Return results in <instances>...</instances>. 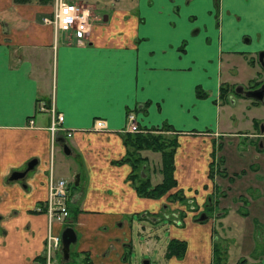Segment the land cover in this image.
Returning <instances> with one entry per match:
<instances>
[{
	"label": "crops",
	"instance_id": "crops-1",
	"mask_svg": "<svg viewBox=\"0 0 264 264\" xmlns=\"http://www.w3.org/2000/svg\"><path fill=\"white\" fill-rule=\"evenodd\" d=\"M154 1L136 0L112 32L118 6L91 11L86 38L77 41L42 23L51 2L0 0V264L42 259L41 204L49 172L67 181L68 222L75 231L66 257L60 254L52 264H69L74 255L80 256L77 264H129L133 212L142 231L148 222L162 223L167 241H184L179 256L166 255L164 248L165 264L227 262L230 239L216 236L196 217L199 212L222 231L233 215L241 216L245 225L238 231L245 228L247 238L232 261L264 264V122L258 128L252 116L246 131H233L226 103L238 85L230 75L231 58L254 64L256 50L264 47V0ZM128 111L138 127L168 124L171 129L161 132L177 137L175 184L160 196L138 194V179L129 178L130 149L122 141ZM56 112L62 118L51 132ZM94 118H102L105 127L94 130ZM221 135L247 136L252 143L245 153L259 160L258 167L229 168L237 158L229 143L222 144L225 153L219 150ZM58 137L69 148L65 154L78 162V172L69 176L52 161L62 157ZM140 151L141 176L159 182V152ZM23 169L20 176L10 175ZM175 191L182 198L167 197ZM60 228L52 223L54 231Z\"/></svg>",
	"mask_w": 264,
	"mask_h": 264
},
{
	"label": "rangeland",
	"instance_id": "rangeland-1",
	"mask_svg": "<svg viewBox=\"0 0 264 264\" xmlns=\"http://www.w3.org/2000/svg\"><path fill=\"white\" fill-rule=\"evenodd\" d=\"M84 1L92 6V11L94 13L95 12H99V13L107 12L113 7H115L116 5L118 6L117 9L119 11L114 16V21L112 22V28L110 29V32H112L114 28L116 27V24L119 18L120 17L128 18V15L131 14L132 10L135 9V6H136V0H116L115 4H113L115 0H84ZM154 3L155 1L152 0V4ZM127 10L130 11L129 14L123 15L121 13L122 11L126 12ZM231 61L233 62L234 68H235V69L233 68L232 71L235 70V72H233V74H230V75H232V77L236 80L235 83L237 84L243 83V85H251L250 87H252L253 86L252 84L254 83H252L251 80H249L250 81L249 82L248 78L250 77L253 80L258 77L257 71H259L260 69V64L258 62H254V64L250 62L251 64L250 65L249 62H246L240 56L232 57ZM232 89H233V92L232 93L230 92V93H231V96L233 97V101L230 102L231 100H226V103L228 105L229 117L231 118V125H232L231 129H233V131H237V130L246 131V129L249 128L248 120L252 116H255L258 118L259 124L257 126L258 128H260V126L262 125V122H264V105L257 104L253 106L252 104H250L248 98H246L245 96L239 98V96L236 95L235 91L237 90L235 89V85L232 86ZM167 136L170 138L174 137L175 138L174 140L176 141V144H177V137L175 135H173L172 133L171 134L167 133ZM217 139L219 140L221 146L222 144L229 143L228 147L230 148L234 147V151L232 153L235 154L237 159L231 160V161H234V163L232 165H229V168L240 171L239 167L246 166L244 170L246 169L248 170V169H252L254 164H256L255 166L260 164L259 160H253L250 154L245 153L244 148H247V146L252 143V142L251 143L248 142L247 136L239 135L234 138H229L227 136L221 135ZM226 139H229L230 142L229 140H226ZM256 144L258 145V142ZM221 146L219 150L225 153L226 151H224V147L223 146L221 147ZM127 147H129V145H127ZM130 150H128V154ZM142 152L144 151H140V154H138L139 153L138 150L133 151L130 153L129 158L133 160L137 155L141 156ZM60 156H59L60 159L58 158V155H54L52 157V161L55 163L56 168L64 169L66 167V172L68 176L73 174V171L78 172L77 171L78 169H76L78 168V162L75 159V156H73L72 158L71 155H67L63 152L60 153ZM250 161L252 163H249ZM156 164L158 165L157 159H156ZM247 164L250 165L249 166L250 168H248ZM227 168H228V164H227ZM229 173L232 175H236L234 173H231L230 171ZM71 186H73V184ZM167 197L171 199L173 198V196H170V195H167ZM195 214H197V212ZM198 215L199 213L196 215V217ZM138 219L139 218H138L137 212H133L131 219H130L131 245H130V249L126 248L127 250L126 260L128 261L129 264H142V261L147 258L149 259V262H153L154 264H165L164 258H163V251L165 248V243L167 241L166 240V236L168 233L167 230H165L162 227V223H157L153 225V224H150V222H148L147 227L145 228L144 231H142L140 227L138 226V223H139ZM162 221H164L165 223L167 222L166 219H163ZM200 221H206L208 225V229H210L211 227L215 229L214 234H216V236L217 235H219L220 237L225 236L230 239L227 242L229 244L227 262H224L223 264H241V262H235V261H232V259L237 256L235 254L239 249L244 248L243 244L245 243V238H247V236H245L244 234L246 231L245 228L242 231H238L239 227H244L245 225L243 218L239 215H233L232 219L229 220L230 225L224 226L223 231H222L221 226L217 224L216 220L213 221L212 223L210 221V218H202L200 219ZM250 221L252 224L255 223L256 226L260 225V223H258L254 218L250 217ZM148 231H149V235H146ZM214 234L212 238L215 237ZM220 237L217 238V241L219 242H220L219 240ZM145 238H148L147 241H145ZM252 239L253 241L256 242L257 245L260 244L259 240L257 239L256 234L252 235ZM253 253L254 252H252L251 254ZM59 254L60 253L58 251H55L53 254V258L57 257L58 259ZM74 257L75 258L72 257V262H70L69 264H77L76 260L78 262L80 261V256H78L77 258V256L74 255ZM246 259L249 260L248 257H246Z\"/></svg>",
	"mask_w": 264,
	"mask_h": 264
},
{
	"label": "built area",
	"instance_id": "built-area-1",
	"mask_svg": "<svg viewBox=\"0 0 264 264\" xmlns=\"http://www.w3.org/2000/svg\"><path fill=\"white\" fill-rule=\"evenodd\" d=\"M90 13L89 4L81 0H53L49 14L43 15L41 21L53 27L54 30L60 29L70 32L75 40L80 41L85 39L88 33ZM61 118V114L56 113L50 128H56ZM104 127L105 121L103 119H93V129L99 130ZM124 129L128 131L138 130L135 117L131 112H127L126 114V125ZM64 186L65 181L62 178L53 179L49 175L46 198L41 205L46 215V231L43 241L42 259L35 260L31 264H52L54 261V252L60 250L58 232L52 229V223L56 222L60 225L68 219Z\"/></svg>",
	"mask_w": 264,
	"mask_h": 264
},
{
	"label": "trees",
	"instance_id": "trees-1",
	"mask_svg": "<svg viewBox=\"0 0 264 264\" xmlns=\"http://www.w3.org/2000/svg\"><path fill=\"white\" fill-rule=\"evenodd\" d=\"M14 1H37L40 3H48L51 0H14ZM140 128V127H139ZM171 127L168 124H162L158 128H140V130L128 132L124 131L122 141L125 145H129L130 152L126 159L130 164L131 173L129 178H137L138 182L135 184V190L140 195H146L151 197H157L167 192V190L175 184V180L172 175L173 170V152L176 145L174 137H168L162 130H170ZM141 149H150L158 151L160 155L159 171L162 178L159 182L151 184L147 177H142L139 170L143 163L144 156L137 155L133 160L129 158L130 153L133 151H140ZM137 169V170H136ZM210 174V173H209ZM168 194V193H167ZM168 195L173 197L182 198L180 193L171 192ZM166 255H181L184 249V241L176 238H169L166 243Z\"/></svg>",
	"mask_w": 264,
	"mask_h": 264
},
{
	"label": "water",
	"instance_id": "water-1",
	"mask_svg": "<svg viewBox=\"0 0 264 264\" xmlns=\"http://www.w3.org/2000/svg\"><path fill=\"white\" fill-rule=\"evenodd\" d=\"M260 55L261 51H258V61L260 62ZM235 89L239 92H241L244 96L252 97L257 100H262V95L264 93V80L259 83L258 86L253 88H247L244 89L240 84H238ZM55 141L60 145V148L62 149V152L68 153L69 148L66 145L65 140L62 137L55 138ZM29 167V163L26 164V168ZM26 169L20 170V171H13L10 175L12 177L14 176H20L25 172ZM77 174H75V183L77 182ZM204 213L201 212L198 215V219H202L204 217ZM59 240L61 243V252L64 257H66L68 252V246L70 243H73L75 241V231L71 225L63 226L59 231ZM142 264H154L152 262H149V260L146 258L142 261Z\"/></svg>",
	"mask_w": 264,
	"mask_h": 264
},
{
	"label": "flooded vegetation",
	"instance_id": "flooded-vegetation-1",
	"mask_svg": "<svg viewBox=\"0 0 264 264\" xmlns=\"http://www.w3.org/2000/svg\"><path fill=\"white\" fill-rule=\"evenodd\" d=\"M258 51H261V55H260V78L258 79V81L255 83V84H252L253 86L250 87L251 85L245 87V88H253V87H256L259 85V83H261L263 80H264V47L263 48H260L258 50H256V59H258ZM256 104H260V105H264V93L262 95V100L261 101H255ZM259 141V140H257Z\"/></svg>",
	"mask_w": 264,
	"mask_h": 264
}]
</instances>
